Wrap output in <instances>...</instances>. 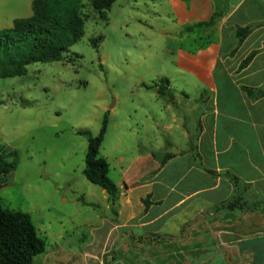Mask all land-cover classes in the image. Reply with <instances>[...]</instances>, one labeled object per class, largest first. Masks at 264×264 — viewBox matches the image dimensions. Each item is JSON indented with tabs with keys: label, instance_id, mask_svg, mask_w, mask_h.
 <instances>
[{
	"label": "crops",
	"instance_id": "crops-1",
	"mask_svg": "<svg viewBox=\"0 0 264 264\" xmlns=\"http://www.w3.org/2000/svg\"><path fill=\"white\" fill-rule=\"evenodd\" d=\"M115 2L116 13L127 12L124 22L147 27L150 42L172 38L174 98L194 100L186 108L198 115L173 114L181 143L167 138L171 149L156 137L154 146L120 154L114 205L102 188L90 229L75 241L64 228L45 229L34 262L264 264V95L253 99L243 89L264 86V0ZM238 27H249L241 42ZM172 77L159 78L169 89ZM257 197L263 202L250 206ZM233 198L247 201L222 206Z\"/></svg>",
	"mask_w": 264,
	"mask_h": 264
},
{
	"label": "rangeland",
	"instance_id": "rangeland-1",
	"mask_svg": "<svg viewBox=\"0 0 264 264\" xmlns=\"http://www.w3.org/2000/svg\"><path fill=\"white\" fill-rule=\"evenodd\" d=\"M117 3L106 20L94 12L85 20L62 59L31 61L22 74L0 76V142L18 151L15 169L0 176L1 201L27 211L42 236L64 228L67 240L79 239L90 229L94 202L103 203L102 187L83 172L87 137L78 130L95 134L106 116L99 152L117 180L120 154L154 146L156 137L171 149L167 138L181 143L173 114L198 115V108H186L194 100L174 98L172 38L150 42L147 27L124 22L127 12L116 13ZM31 13V0H0V28ZM165 72L173 76L169 89L159 78Z\"/></svg>",
	"mask_w": 264,
	"mask_h": 264
},
{
	"label": "trees",
	"instance_id": "trees-1",
	"mask_svg": "<svg viewBox=\"0 0 264 264\" xmlns=\"http://www.w3.org/2000/svg\"><path fill=\"white\" fill-rule=\"evenodd\" d=\"M114 1L32 0V13L29 16L16 17L11 25L0 28V76L22 74L26 64L31 61L62 59L69 46L83 35L85 20L93 12L106 20V11ZM216 15L213 14L205 23H211ZM248 31L249 27H238L237 42H241ZM100 36L91 39L94 45ZM254 52L251 51L241 60V67L249 62ZM162 80L167 81V78L162 77ZM243 89L253 99L264 95V86L244 85ZM105 125L106 116L97 133L93 134L86 129L78 132L87 137L83 172L91 182L106 190L114 205L118 197V186L108 175L107 158L99 152ZM17 161L18 151L0 142V176L14 170ZM256 200L249 203L250 206L263 202L260 197ZM246 201L245 198L228 199L222 206H242ZM44 248L45 238L39 234L31 215L25 210L5 207L0 197V264H36L34 256Z\"/></svg>",
	"mask_w": 264,
	"mask_h": 264
},
{
	"label": "built area",
	"instance_id": "built-area-1",
	"mask_svg": "<svg viewBox=\"0 0 264 264\" xmlns=\"http://www.w3.org/2000/svg\"><path fill=\"white\" fill-rule=\"evenodd\" d=\"M119 264H121V263H119Z\"/></svg>",
	"mask_w": 264,
	"mask_h": 264
}]
</instances>
